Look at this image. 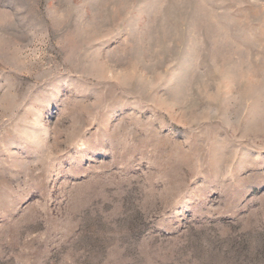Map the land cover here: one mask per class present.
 <instances>
[{"label": "rangeland", "instance_id": "rangeland-1", "mask_svg": "<svg viewBox=\"0 0 264 264\" xmlns=\"http://www.w3.org/2000/svg\"><path fill=\"white\" fill-rule=\"evenodd\" d=\"M0 264H264V0H0Z\"/></svg>", "mask_w": 264, "mask_h": 264}]
</instances>
